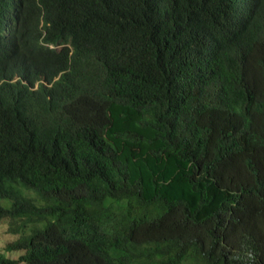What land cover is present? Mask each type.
I'll list each match as a JSON object with an SVG mask.
<instances>
[{
    "label": "trees",
    "instance_id": "16d2710c",
    "mask_svg": "<svg viewBox=\"0 0 264 264\" xmlns=\"http://www.w3.org/2000/svg\"><path fill=\"white\" fill-rule=\"evenodd\" d=\"M1 221L0 264H264V0H0Z\"/></svg>",
    "mask_w": 264,
    "mask_h": 264
},
{
    "label": "rangeland",
    "instance_id": "374dc122",
    "mask_svg": "<svg viewBox=\"0 0 264 264\" xmlns=\"http://www.w3.org/2000/svg\"><path fill=\"white\" fill-rule=\"evenodd\" d=\"M17 235L8 233L6 231V221H1L0 222V251H3V246L4 244L9 241L12 240L14 238H16ZM6 256H10V257H17L19 253L13 252V253H9V252H4ZM18 264H25V263H18Z\"/></svg>",
    "mask_w": 264,
    "mask_h": 264
}]
</instances>
